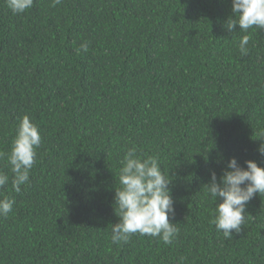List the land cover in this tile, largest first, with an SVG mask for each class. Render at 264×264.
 <instances>
[{
    "label": "trees",
    "instance_id": "trees-1",
    "mask_svg": "<svg viewBox=\"0 0 264 264\" xmlns=\"http://www.w3.org/2000/svg\"><path fill=\"white\" fill-rule=\"evenodd\" d=\"M231 0H0V153L27 115L41 135L30 179L0 217V264H264V194L240 233L211 223L206 193L227 161L264 141V30L224 25ZM250 37L247 54L239 42ZM88 51H77L81 43ZM155 156L170 181L179 234L113 244L115 188L128 148ZM219 202V201H218Z\"/></svg>",
    "mask_w": 264,
    "mask_h": 264
},
{
    "label": "clouds",
    "instance_id": "clouds-1",
    "mask_svg": "<svg viewBox=\"0 0 264 264\" xmlns=\"http://www.w3.org/2000/svg\"><path fill=\"white\" fill-rule=\"evenodd\" d=\"M61 0H54V5ZM7 7L14 14H22L33 6L34 0H6ZM234 18H229L224 27L231 33L238 25L247 32L257 28L264 30V0H231ZM250 37L245 35L239 42V50L247 54ZM77 51H88V44L81 43ZM38 127L25 115L17 128L16 137L9 153H0V159L7 157L12 189L20 193L30 179L37 156L36 149L41 144ZM264 141V133L261 134ZM257 151L264 156V143ZM241 167L235 157L227 161L222 176L217 181L215 171L206 184V193L216 203L211 223L225 239L233 232L240 233L245 222L247 203L257 194H264V167L253 160L245 161ZM119 188H115V215L118 222L112 225L113 244L127 243L133 234L159 237L164 244H172L179 234L177 223H171L169 214L174 212L169 188L170 181L155 156L141 157L135 147L128 148L118 172ZM9 183V176L0 172V189ZM219 201V202H218ZM15 201L0 198V217H7Z\"/></svg>",
    "mask_w": 264,
    "mask_h": 264
}]
</instances>
